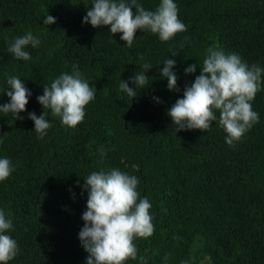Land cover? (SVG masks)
<instances>
[{"label":"trees","instance_id":"obj_1","mask_svg":"<svg viewBox=\"0 0 264 264\" xmlns=\"http://www.w3.org/2000/svg\"><path fill=\"white\" fill-rule=\"evenodd\" d=\"M160 2L137 0L149 11ZM173 2L186 31L161 41L138 29L128 47L109 26L82 23L93 0H0V105L10 102L9 76L31 92L18 113L23 119L0 112V158L14 169L0 181V210L13 224L4 234L18 245L8 264H86L78 238L88 196L83 185L92 172L110 169L136 176L140 198L152 205L154 233L134 240L137 258L124 264H264V73L251 102L259 120L232 146L218 111L205 131L176 132L168 116L200 74L209 47L264 68V0ZM46 15L55 23L44 25ZM28 32L40 44L25 48L30 60H18L8 48ZM166 58L175 60L179 91L161 78ZM74 64L95 98L75 127L45 109L51 127L41 138L29 113L43 114L37 97ZM189 65L196 71L185 74ZM136 72H146L149 86L130 98L119 85L135 88Z\"/></svg>","mask_w":264,"mask_h":264},{"label":"clouds","instance_id":"obj_2","mask_svg":"<svg viewBox=\"0 0 264 264\" xmlns=\"http://www.w3.org/2000/svg\"><path fill=\"white\" fill-rule=\"evenodd\" d=\"M53 23L55 18L46 15L43 24ZM82 23L93 28L109 26L111 34L122 33L120 39L128 47H131L138 29L158 34L161 41H168L175 34L186 31L173 0H161L155 11L145 10L137 0H93ZM39 44L40 39L28 32L16 38L8 51L16 59L27 61L31 56L25 48L29 45L35 48ZM171 54L173 57L178 55L174 51ZM163 65L159 71L161 78L167 79L168 90L179 91L177 75L173 71L175 60L166 58ZM77 67L74 64L71 74L62 73L50 87L44 86L43 95L37 97L44 112L39 117L29 113L28 118L33 121L34 131L39 137L43 138L51 127L45 118V109H50L52 116L59 117L61 123L68 127H75L83 121L85 107L95 98L96 89L82 78ZM143 67L151 69L147 63ZM196 68L197 65H189L185 74L194 73ZM200 68V74L190 86L185 87L183 97L176 100L168 116L176 132L186 129L205 131L217 119L215 112L218 111L219 125L227 134L225 142L232 146L259 120L251 102L261 90L264 68L255 64L249 66L238 54H226L218 45L207 49ZM146 72H136L131 78L135 88L121 80L120 89L130 98L137 96V89L148 85L150 77L145 75ZM7 84V89H11L6 91L10 102L0 105V112L11 113L15 120L23 119L18 113L26 110L31 92L17 76H9ZM101 154H104L103 149ZM13 170L10 159L0 158V181L6 180ZM138 184L136 176L119 169L92 172L85 179L83 188L88 196L86 211L81 217L84 226L78 238L88 253L86 264H124L129 259L135 260L137 247L134 240L148 238L154 233L149 211L152 205L147 197L140 198ZM12 227V220L0 210V264H8L18 253L16 240L4 234ZM164 259L167 260L168 256Z\"/></svg>","mask_w":264,"mask_h":264}]
</instances>
